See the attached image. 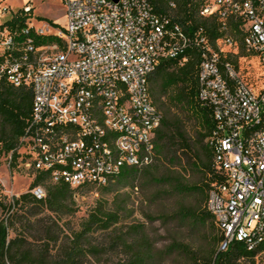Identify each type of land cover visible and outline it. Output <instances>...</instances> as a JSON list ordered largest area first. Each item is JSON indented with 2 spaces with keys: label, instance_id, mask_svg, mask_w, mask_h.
Returning <instances> with one entry per match:
<instances>
[{
  "label": "built area",
  "instance_id": "obj_1",
  "mask_svg": "<svg viewBox=\"0 0 264 264\" xmlns=\"http://www.w3.org/2000/svg\"><path fill=\"white\" fill-rule=\"evenodd\" d=\"M62 1L66 17L63 28L46 23L36 30L28 22L24 32L28 35L32 30L37 37H49L53 40L49 44L35 45L32 40L19 44L16 35L0 30V81L6 80L15 88L30 87L33 94L32 117L17 149V165L73 189L87 184L102 188L107 179L121 171L119 162L108 159L103 136H111L114 142L115 132L127 130L126 144L118 147L120 157H127L131 168L147 167L152 151L144 143L139 116L154 113L156 122L150 123L161 125L162 115L146 99L150 89L143 88V80L150 78L152 70L163 61H174L181 50L198 46L203 56L198 71L199 100L212 109L219 149H230L228 164L233 167L232 175H223L220 152L214 153L217 172L226 180L213 187L219 224H225L224 209L232 208L235 228H229L230 244L244 236H251L252 244L260 243L262 226L255 225V218L264 214V126H258L257 116L263 108L264 95L243 90L248 107L240 118L230 117L228 106L235 103L227 97V83H221L226 64L210 53L212 41L205 32L196 31L186 34L188 42H179L177 32L184 31L182 27L172 18H165V13L161 20H155L150 0ZM159 1L175 7L173 0ZM199 1L203 19L212 18L225 25V46H229L228 15L243 12L242 32L255 40V46H262L264 54V24L258 21V13H264V0H242L238 6H233V0ZM31 9L27 5L23 11L30 13ZM209 71L213 72V82L205 83V73ZM116 78L123 80L135 97L132 119H126L115 102L119 93L109 90V82ZM230 81L240 86L242 80L232 73ZM92 99H100V105H105L112 131L92 128L86 116V105ZM249 126H256L257 133L247 144L253 159L244 158L238 149ZM78 131H87L88 138L79 139ZM133 144H137V151L131 152ZM110 166H118L119 172L111 173ZM32 194L38 200L45 197L41 187Z\"/></svg>",
  "mask_w": 264,
  "mask_h": 264
},
{
  "label": "trees",
  "instance_id": "obj_2",
  "mask_svg": "<svg viewBox=\"0 0 264 264\" xmlns=\"http://www.w3.org/2000/svg\"><path fill=\"white\" fill-rule=\"evenodd\" d=\"M173 1L175 9L150 0L157 16L165 13L185 34L202 28L214 46L220 42V59L234 70L242 57L257 58L262 65L256 52L246 50L233 15L227 22L235 40L231 50L222 44L225 25L203 19L199 0ZM26 19L22 11L0 30L16 35L19 44L53 41L32 30L25 35ZM201 59L198 49H187L177 60L163 61L148 79L149 100L162 122L151 133L153 152L147 167H124L102 188L87 184L73 189L37 173L27 193L10 201L0 195V264H264V243L249 251L233 242L220 251L223 233L208 205L214 185L226 180L214 165L212 109L199 100ZM32 109L30 87L0 81V155L11 157V168L17 166V149ZM37 187L45 192L41 200L32 194ZM94 188L99 189L98 200L76 223V195Z\"/></svg>",
  "mask_w": 264,
  "mask_h": 264
},
{
  "label": "bare ground",
  "instance_id": "obj_3",
  "mask_svg": "<svg viewBox=\"0 0 264 264\" xmlns=\"http://www.w3.org/2000/svg\"><path fill=\"white\" fill-rule=\"evenodd\" d=\"M242 4V0H233V6H238ZM170 9H175L173 6H169ZM203 11V10H202ZM201 11V12H202ZM201 16V13H200ZM234 19L237 23L240 24V29L242 32V24L244 23V13L238 12L235 13ZM202 17V16H201ZM166 18V17H165ZM154 19L155 20H161L162 16H157L154 11ZM258 21L261 24H264V13H258ZM229 29V27H228ZM198 31L205 32L202 28H200ZM223 33L224 36L222 38L223 40V46H225L226 42V29L225 26L223 27ZM243 34V42L246 50L248 52H256L260 58L261 62L264 68V54H262V46H255V40H252L249 38V35L246 32H242ZM177 40L179 42H188L187 41V35L183 31L177 32ZM228 44L230 48L234 47L235 40L229 35L227 37ZM221 43L217 42L214 46L213 43L210 44V53L213 54L214 57L220 58V54L222 53V47ZM194 48L198 49L200 52L201 50L198 48V46H193ZM190 47V48H193ZM187 49L181 50L177 56H174V60H177L179 56L185 53ZM201 63L200 67L203 64V56L201 52ZM226 64V69L222 70L221 72V83H227V97H232L233 102L235 103L234 106H228V114H230V117L233 118H240L241 115L244 114L246 107H248L247 102V94L246 93H253V90L247 86L243 81H241V85L237 86L236 82L230 81V77H232V73L234 77L239 78L237 75V72L233 69V67L229 64L224 62ZM155 69L152 70V73ZM148 79L143 80V88L147 90V83ZM213 82V72L209 71L205 73V83ZM109 90L113 92V94L119 93L115 95V102L117 103L118 107L123 110V115L126 119H132L135 117L136 113V105H135V97L134 95H130V89L127 87V85L124 83L123 80L111 79L109 82ZM245 90V92L243 91ZM123 94V95H122ZM258 95H264L263 93H260ZM124 97H126L124 99ZM146 99L149 100V90L146 91ZM86 116L88 117V121H90V124H92V128H102L104 131H112V121H110L108 117V112L106 110V107L104 104L100 105V99H92L90 101V105H86ZM258 126H264V104L261 111L258 112ZM140 120V128L143 129L144 132V143H148V149L152 151V143H151V133L159 128L160 125H153L150 122H156L155 120V114L154 113H148L146 116H139ZM213 137L211 140V147L214 149L215 153L220 152V157L222 158L220 161L221 169L223 175H232L233 174V167L229 165V157H230V149L226 150H220L219 149V141L216 140L217 138V127L216 130L213 133ZM256 126H249L248 132H244L243 135V142L238 143V149L241 152V156L244 155V158L246 159H253V151H249L248 145L251 144L254 140V136H256ZM114 142L111 141V136H103V148L107 152L108 159L111 160L113 163H118L122 168L124 167H130V161L127 157H120V152H118V147H121L122 145L126 144V138L127 136V130H120L115 132ZM78 137L79 139H86L87 137V131H78ZM130 151H137V144L130 145ZM153 152V151H152ZM150 162L146 161V165H148ZM111 167V173H118L119 167L118 166H110ZM112 178H109L105 181L106 185L108 182L111 181ZM209 211L211 214L214 215L217 226L223 233V243L220 246V251H225L226 245H229V228H235L234 226V219H235V211L232 208L224 209L225 211V224H219V218H220V211L217 209L216 205V196L214 194V188L209 194ZM264 214H260L259 218H255V225L261 224L262 226V234L261 237H259L260 243H253L251 241V236H244L240 240H236L234 242L245 244L247 249L249 251H253L260 247L261 244L264 243Z\"/></svg>",
  "mask_w": 264,
  "mask_h": 264
},
{
  "label": "rangeland",
  "instance_id": "obj_4",
  "mask_svg": "<svg viewBox=\"0 0 264 264\" xmlns=\"http://www.w3.org/2000/svg\"><path fill=\"white\" fill-rule=\"evenodd\" d=\"M29 1L30 3H28ZM27 5L32 8L30 13L23 11ZM22 11L27 18L26 23L29 22L36 30L44 28L46 23L61 28L66 24L65 7L62 0H0V26L11 21ZM225 50L229 49L225 47ZM235 71H237L239 79L255 92L264 88V70L257 58H239ZM34 177L33 172L26 171L19 165L11 168L10 157L0 155V195L6 197L7 201L27 193ZM98 190V188H94L88 193L83 192L85 193L83 195L82 192L80 195H76V203L79 208L75 219L76 223L81 218L87 217L88 212L99 198ZM134 193V198L139 201L141 199L139 192L135 190ZM0 217L3 218L1 209ZM135 217L143 221L138 214ZM155 227L159 226L155 225Z\"/></svg>",
  "mask_w": 264,
  "mask_h": 264
},
{
  "label": "water",
  "instance_id": "obj_5",
  "mask_svg": "<svg viewBox=\"0 0 264 264\" xmlns=\"http://www.w3.org/2000/svg\"><path fill=\"white\" fill-rule=\"evenodd\" d=\"M114 1V0H113ZM116 1V0H115Z\"/></svg>",
  "mask_w": 264,
  "mask_h": 264
}]
</instances>
